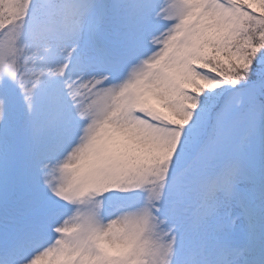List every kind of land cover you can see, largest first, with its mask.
I'll use <instances>...</instances> for the list:
<instances>
[{"label": "rangeland", "instance_id": "1", "mask_svg": "<svg viewBox=\"0 0 264 264\" xmlns=\"http://www.w3.org/2000/svg\"><path fill=\"white\" fill-rule=\"evenodd\" d=\"M124 2L0 0V121L7 140L17 148L37 137L46 140L69 178L55 181L58 195L72 206L61 236L33 264H133L138 251L153 264H201L217 258L224 245L245 241L246 212L214 180L196 175L192 162L184 170L188 180L181 196L193 202L176 201L167 223L156 221L151 189L169 184L165 173L173 164V148L164 130L150 124L156 119L152 110L143 106L151 92L143 69L151 57L125 70L100 62L92 43L96 37L106 47L119 46ZM49 18L54 28L44 26ZM13 67L19 77H13ZM157 159L162 166L148 173L146 167L159 165ZM240 167L249 170L250 162L243 160ZM245 179L239 177L240 189L249 187ZM112 189L140 191L123 199L103 196ZM256 195L249 193L245 204L250 207ZM90 209L104 225L93 236L97 247L105 244L99 256L77 243L81 219ZM145 211L154 230L143 219ZM218 221L224 225L219 230Z\"/></svg>", "mask_w": 264, "mask_h": 264}, {"label": "snow or ice", "instance_id": "2", "mask_svg": "<svg viewBox=\"0 0 264 264\" xmlns=\"http://www.w3.org/2000/svg\"><path fill=\"white\" fill-rule=\"evenodd\" d=\"M120 8L119 46L104 47L97 59L126 70L151 57L143 69L151 78L143 106L173 148L170 211L175 213L192 162L196 175L214 180L247 217L245 241L224 245L217 258L201 264H264V0H125ZM58 159L38 137L12 146L0 121V264H33L60 238L72 206L57 192L55 181L69 179ZM243 160L249 170L240 167ZM241 175L246 189L238 187ZM139 191L112 189L103 196L123 199ZM249 193L257 194L250 207ZM152 199L160 201V193L153 190ZM143 219L151 224L149 212ZM81 225L77 243L102 255L105 244L97 247L93 236L104 225L94 209ZM217 227L224 225L218 221Z\"/></svg>", "mask_w": 264, "mask_h": 264}, {"label": "trees", "instance_id": "3", "mask_svg": "<svg viewBox=\"0 0 264 264\" xmlns=\"http://www.w3.org/2000/svg\"><path fill=\"white\" fill-rule=\"evenodd\" d=\"M45 25L47 27H50V26L53 27L52 19L49 18L48 20H45L44 26ZM27 69L29 71H32L33 72L32 66L29 65V64L27 65ZM12 70H13V77H19V75H20L19 68L17 67V69H16L15 67H13ZM28 74H30V73H28ZM32 80H34V78H32ZM8 97H9V94L7 95V97L5 99H8ZM169 146H171V145H169ZM164 151H166V150H164ZM156 164H159V165L153 166V167H146L147 172L152 174V173H155L156 171H158V167H161L162 166L161 159H157L156 160ZM186 168L188 169V164H187ZM144 173H145V171L142 174H144ZM165 174H169L170 175L169 171L167 173H165ZM168 180H169V184L163 183L164 186L161 185V189H159V190L157 188L151 189V192H153V190H155L156 192H159L160 193V196H161V200L160 201H157L155 199L154 200L152 199V203L153 204L155 203V205L158 207L157 208L158 211L155 214V219H156L157 222H160L166 216L168 217L169 212H170V209L173 207L172 204H171V202H173L174 197L172 196V185H171L170 177L168 178ZM136 184L139 185L138 182H136ZM178 201H180L182 203H186V201H189L188 202V205H189L192 200L191 199L190 200H183V197L181 196ZM168 206H170V207H168ZM157 229H158V232H162V230H160L159 228H157ZM131 263H133V264H153L152 263V258L149 257V256H146V254L144 253V251H138L136 254H134V256L131 258Z\"/></svg>", "mask_w": 264, "mask_h": 264}]
</instances>
